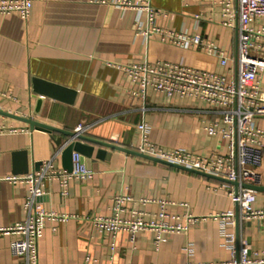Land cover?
<instances>
[{
  "label": "crops",
  "instance_id": "obj_1",
  "mask_svg": "<svg viewBox=\"0 0 264 264\" xmlns=\"http://www.w3.org/2000/svg\"><path fill=\"white\" fill-rule=\"evenodd\" d=\"M116 0H32L27 21L17 13H0V111L63 129H88L82 135L98 142L132 150L142 138L138 126L145 123L149 140L168 150L181 149L205 157L227 154V141L210 136L206 127L219 114L205 102L188 97L170 98L153 89L146 97L119 67L155 66L171 63L200 68L233 81L238 69V0H152L165 14L157 19L163 30L200 35L223 51V67L216 52L201 47H178L158 35L146 39V14L122 9ZM229 14L235 15L229 27ZM257 26L264 25L257 21ZM45 85L70 92L69 101L43 97ZM262 87L264 89V80ZM45 91V90H44ZM43 98L39 115L38 99ZM254 127L264 131V116ZM0 126L16 130L0 136V229H10L27 220L25 202L30 185L7 180L38 172L42 163L70 140L61 133L31 130L21 121L0 115ZM62 138L56 146L52 140ZM83 162L93 172L90 179H70L68 195H62L61 178L44 183L38 203L67 220H46L38 240L39 264H201L231 259V243H245L249 251L264 250V216L244 220L233 203L234 187L199 174L152 162L99 144ZM25 151L28 174H15L14 154ZM63 153V152H62ZM264 158V152H263ZM58 167L63 173L62 154ZM264 186V159L256 170ZM117 198L127 199L122 217L143 212V220L156 219L159 201L173 205L169 212L186 230L139 231L134 239L120 231L113 239L94 226L98 216H112ZM147 199L146 205L140 200ZM254 209L264 212V192H257ZM234 211L230 221L217 215ZM192 215L195 220L187 217ZM226 228V236L222 228ZM18 235L0 233V264H26L11 254L10 244Z\"/></svg>",
  "mask_w": 264,
  "mask_h": 264
},
{
  "label": "built area",
  "instance_id": "obj_2",
  "mask_svg": "<svg viewBox=\"0 0 264 264\" xmlns=\"http://www.w3.org/2000/svg\"><path fill=\"white\" fill-rule=\"evenodd\" d=\"M32 0H0V13L8 15L17 13L27 21L31 13ZM115 4L122 9H132L146 14L147 27L140 28V32L146 39L153 34L158 35L164 41L186 48L190 45L201 47L209 53L216 52L220 57L223 67L227 66L228 58L225 53L203 39L200 35H187L185 32L163 30L157 26V19L165 16L152 5V0H116ZM229 27H234L235 15L229 14ZM238 69L233 81L217 73L206 70L171 63L157 64L155 66L129 65L122 66L131 81L138 86L134 96L146 97L147 91L153 89L170 98L188 97L199 99L219 114V119L211 122L206 131L210 136L219 135L227 141L228 152L224 156L205 157L196 155L181 149H165L149 140L148 127L141 123L138 128L142 133L140 143L132 149L138 153L166 161L191 170L203 172L216 177L224 178L230 182H238L239 185H260L256 172L263 163L264 131L254 127L257 117L264 116V25L257 26V21L264 20V0H238ZM3 98L7 96L0 92ZM88 129L85 125H79L75 132L85 133ZM15 133L16 130H6L0 126V136L5 133ZM65 147L56 151L48 160L42 163L38 172L26 176L8 177L7 180L26 182L30 185L29 196L25 202L27 220L10 229H0V233H13L18 235L10 244L11 254L15 258H24L26 264H39L38 240L46 220L68 219L66 215L49 212L38 203V199L45 193L44 183L54 178H61L62 195H68L67 181L70 179L85 180L93 176V172L83 162V157L74 153L72 156L73 170L71 173H63L58 167V157ZM232 201L240 210V216L244 220L263 217V211L254 209L257 192L250 189L239 188L236 193H230ZM127 199L117 198L113 205L112 216H98L93 219L94 226L102 233L110 235L113 239L120 231H127L133 240L135 235L145 229H163L167 232L183 231L180 223L175 225L167 222L173 217L169 207L173 205L167 200L159 201V212L156 219L143 220V212L131 211V218L122 217L123 205ZM147 199L140 200L141 205H146ZM234 211L217 215L225 221L234 217ZM190 221L195 220L192 215L187 216ZM226 228H222L226 236ZM231 243V259L217 263L201 264H264V250L249 251L245 243L240 247L235 245V237L227 234ZM191 264V263H189Z\"/></svg>",
  "mask_w": 264,
  "mask_h": 264
},
{
  "label": "water",
  "instance_id": "obj_3",
  "mask_svg": "<svg viewBox=\"0 0 264 264\" xmlns=\"http://www.w3.org/2000/svg\"><path fill=\"white\" fill-rule=\"evenodd\" d=\"M69 93L70 92H68L64 89H61L59 87L45 85V88L43 89V95L42 96L53 98V99H58V100L69 101L70 95H71ZM42 103H43V98L38 99V101L36 103V109H35V113L37 115H39V113H40ZM0 115L21 121L23 123H26L30 127L31 130H41V131H45L49 134L61 133L65 136H67L70 140V143L64 149V151L62 153V161H63L64 168L68 171V173H71L73 170L72 156L74 153H78L81 156L83 155L86 157L91 156V152L93 150L92 147H89V146L84 144V142H89V143H93V144H99V145H103L106 147H110V148H113L116 150L125 151L127 153L139 156L143 159H146V160H149L152 162L164 164V165H167L170 167H174L176 169H180L183 171L199 174V175H202V176H205L208 178H212V179H216L218 181H222L224 183H227V184L233 186L236 193L238 192L240 187L244 188V189L254 190L256 192H264V186H261V185H250V184L239 185L238 182H230L229 180L224 179V178L216 177V176L209 175V174H206L203 172H199V171L191 170V169H188L185 167H181V166H178V165L166 162V161H162V160H159V159L138 153L136 151L126 150L123 148L113 146L111 144L98 142L96 140H93V139L86 137L82 134H79L77 132L65 131L63 129H59L57 127L36 121L32 118H25V117H21V116L14 115V114L7 113V112H3V111H0ZM52 140L56 146H61L63 144L62 138L55 139L54 137H52ZM14 160H15L14 173L15 174H28V165H27L28 156H27V153L25 151H20V152L15 153L14 154Z\"/></svg>",
  "mask_w": 264,
  "mask_h": 264
}]
</instances>
